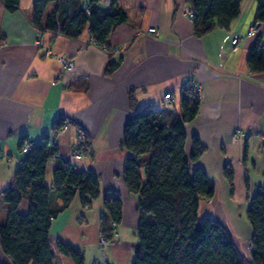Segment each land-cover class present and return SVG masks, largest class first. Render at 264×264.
<instances>
[{"label": "crops", "instance_id": "0c3cea01", "mask_svg": "<svg viewBox=\"0 0 264 264\" xmlns=\"http://www.w3.org/2000/svg\"><path fill=\"white\" fill-rule=\"evenodd\" d=\"M33 0H20L13 13L0 1V191L11 186L24 152L20 142L32 143L51 135L58 118L68 126L58 134L59 158L77 171L94 173L99 196L84 207L75 196L51 222L49 243L53 264H74L60 254L57 243L79 250L83 264H96L101 256L99 236L104 199H121V221L104 255L110 264H131L137 247V198L124 183L123 168L128 152L123 147L124 128L136 112H172L181 115L183 94L197 100L194 117L184 123V150L189 155L196 138L203 151L193 167L202 168L214 184V196L202 201L198 216L225 226L231 236L233 210L229 212L228 183L224 168L230 167L239 201L264 188V73L249 71L248 52L260 41L264 45V22L254 23L256 0H242L239 14L228 29L216 28L197 37L192 20L183 10L186 0H117L126 21L112 30L105 46L90 43L86 30L75 39L51 32L41 38L30 22ZM46 8V14L52 9ZM104 9V6H102ZM256 24L253 35L249 29ZM156 33H148L149 29ZM234 38L239 41L232 44ZM65 56L73 69L56 60ZM109 62L118 63L110 75ZM200 85V92H183L185 83ZM166 94L171 99L165 100ZM134 101L133 107L130 99ZM77 129L88 135L90 155L71 157ZM237 132L245 138L235 140ZM54 162L47 165L45 183L52 184ZM248 199V197H247ZM246 202V201H245ZM23 200L19 212L26 213ZM55 204L61 205L57 199ZM248 206L239 212L246 216ZM250 235L245 246L251 249ZM0 264H11L0 248Z\"/></svg>", "mask_w": 264, "mask_h": 264}, {"label": "trees", "instance_id": "16d2710c", "mask_svg": "<svg viewBox=\"0 0 264 264\" xmlns=\"http://www.w3.org/2000/svg\"><path fill=\"white\" fill-rule=\"evenodd\" d=\"M13 13L20 0H0ZM242 0H186L192 13L193 31L201 37L216 28L228 29L237 18ZM97 0H33L30 22L38 34L46 32L70 39L87 29L96 46H105L114 28L126 21L124 11L111 0L108 9L93 4ZM85 4V5H84ZM254 23L264 22V0H256ZM52 9L46 14V8ZM87 6V7H86ZM2 39L0 37V43ZM246 63L253 74L264 73V45L258 41L250 49ZM118 63L109 62L105 73L112 74ZM188 95L191 90H183ZM134 101L130 99L133 107ZM198 109L197 100L183 94L181 115L172 112L142 111L134 113L124 128L123 147L128 152L123 179L129 192L136 196L138 243L131 264H264V188L249 198L246 217L251 228L248 258L237 250L227 229L211 218L200 219L202 201L214 196V184L200 167L192 165L203 147L196 138L186 155L184 123ZM68 126L58 118L52 134L41 142L27 138L20 142L25 154L19 161L10 187L0 191V248L11 264H53L49 243L52 220L78 196L88 207L99 196L98 178L94 173L77 171L58 155V132ZM30 146L25 149L24 142ZM89 148V140L84 143ZM54 162L52 184L45 183L48 163ZM224 177L233 194V174L224 168ZM246 185L249 187L247 180ZM57 199L61 205L55 204ZM23 200L26 213L19 212ZM101 233L112 239L110 223L121 221L122 202L117 196L104 199ZM57 250L83 264V256L68 244L58 242Z\"/></svg>", "mask_w": 264, "mask_h": 264}, {"label": "built area", "instance_id": "2783aa9c", "mask_svg": "<svg viewBox=\"0 0 264 264\" xmlns=\"http://www.w3.org/2000/svg\"><path fill=\"white\" fill-rule=\"evenodd\" d=\"M110 5H111V0H97V2H95L93 4V7H95V6H104L105 8H108ZM183 12L188 18H190V19L192 18V13H191V11H189L188 8H185L183 10ZM255 28H256V24H254L249 29L248 36L253 35V33L255 31ZM148 33L155 34L156 30L151 28V29L148 30ZM238 41H239L238 38H234L233 41H232V44L236 45L238 43ZM90 43H92L93 45L96 46V44H95V42L93 41L92 38H90ZM37 44H38V46L41 49H44L45 56L52 57L51 50L49 48H44V42H43V40H42L40 35L38 36ZM56 60L65 69H73L74 68L73 61L71 59H69V58H66L65 56H57ZM183 90H191L195 94H198L200 92V85L195 83V82L189 81V82L184 84ZM164 99L165 100L171 99V94H166ZM65 128L66 127L61 129L58 132V134L62 133V131ZM245 137H246V134L243 133V132H237V133H235L233 135V138L235 140H241L242 138H245ZM86 140H88L87 133L84 130H82V129H77L75 142L71 146V149H70V154H71V157L73 159L80 160V159L90 155L89 149L84 146V143L86 142ZM56 143H57V141H56ZM29 146H30V144L27 141H25L24 142V148L27 149ZM110 227H111V232L113 233V236H114V234L116 232V229H117V225L115 223L111 222L110 223ZM110 242H111V239H107L106 236L103 233H100L98 245H99V248L101 250V256H100V258H99V260L97 261L96 264H110L108 262V260L106 259L105 255H104L105 248L110 244Z\"/></svg>", "mask_w": 264, "mask_h": 264}, {"label": "rangeland", "instance_id": "374dc122", "mask_svg": "<svg viewBox=\"0 0 264 264\" xmlns=\"http://www.w3.org/2000/svg\"><path fill=\"white\" fill-rule=\"evenodd\" d=\"M75 160V159H74ZM229 185V184H228ZM245 193H246V202L244 201H239V190L234 188V181H233V194H231L230 191V186L228 187V193H229V198L233 204H231L230 206L228 205L227 208H229V212L233 210L234 214H232V221L230 222L231 225L233 226V230L236 233V235L231 236L235 246L238 250V252L244 257V258H248L249 256V248L247 246H245V242H248V237L249 235L251 236V228L250 225L248 223L247 217L246 216H241L239 214L238 211L241 212V210L244 207V204H246L248 206L249 204V198L253 197V196H248L249 193V187H247V185L245 184ZM248 197V199H247ZM202 219V216H200ZM225 227V226H224ZM226 228V227H225ZM227 229V228H226ZM228 231V230H227Z\"/></svg>", "mask_w": 264, "mask_h": 264}, {"label": "water", "instance_id": "95a60500", "mask_svg": "<svg viewBox=\"0 0 264 264\" xmlns=\"http://www.w3.org/2000/svg\"><path fill=\"white\" fill-rule=\"evenodd\" d=\"M250 248H251V244H249Z\"/></svg>", "mask_w": 264, "mask_h": 264}]
</instances>
